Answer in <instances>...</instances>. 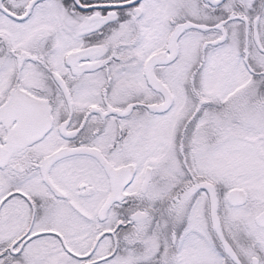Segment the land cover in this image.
<instances>
[{
	"label": "snow or ice",
	"instance_id": "6c2138e0",
	"mask_svg": "<svg viewBox=\"0 0 264 264\" xmlns=\"http://www.w3.org/2000/svg\"><path fill=\"white\" fill-rule=\"evenodd\" d=\"M0 264H264V0H0Z\"/></svg>",
	"mask_w": 264,
	"mask_h": 264
}]
</instances>
